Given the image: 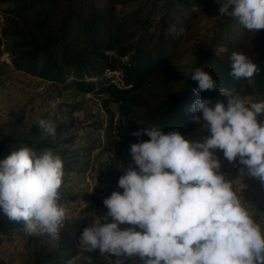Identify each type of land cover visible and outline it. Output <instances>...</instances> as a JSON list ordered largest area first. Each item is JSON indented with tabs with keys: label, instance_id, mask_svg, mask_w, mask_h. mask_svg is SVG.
Segmentation results:
<instances>
[{
	"label": "clouds",
	"instance_id": "1",
	"mask_svg": "<svg viewBox=\"0 0 264 264\" xmlns=\"http://www.w3.org/2000/svg\"><path fill=\"white\" fill-rule=\"evenodd\" d=\"M220 16L235 17L248 31L264 29V0H222ZM234 79L252 80L260 69L238 52L230 56ZM190 79L197 99L186 112L202 114L193 122L208 133L189 141L179 131L157 127L132 133L147 142L130 145L132 164L118 179L123 193L103 200L106 223H91L78 238L85 252L109 254L115 264L138 258L141 264H264V232L244 206L233 182L221 171L217 151L240 165V177L264 187V102L246 104L234 88L220 87L203 67ZM222 97L224 99H220ZM50 136L56 125L39 120ZM64 165L59 155L20 147L0 161V209L11 221H23L30 236H47L58 246L68 209L60 203ZM110 218V220H109ZM121 225L130 227L122 229Z\"/></svg>",
	"mask_w": 264,
	"mask_h": 264
},
{
	"label": "trees",
	"instance_id": "2",
	"mask_svg": "<svg viewBox=\"0 0 264 264\" xmlns=\"http://www.w3.org/2000/svg\"><path fill=\"white\" fill-rule=\"evenodd\" d=\"M156 1V0H155ZM5 12L0 41L12 66L52 83L72 87L80 94L100 96L105 107L117 105L122 119L120 137L133 143L132 133L157 127L167 133L187 135L195 126L194 116L186 112L197 99L218 98L216 91L195 95L197 86L190 79L195 67H203L220 87L234 88L241 97L264 95V29H240L223 38L222 50L205 53L192 69L177 68L184 51L180 39L163 30L156 31L150 9L137 8L129 15L117 11L125 0H2ZM171 7L186 9L185 0H167ZM189 25H186L188 27ZM238 52L249 56L260 69L252 80L234 79L230 56ZM220 99H224L219 97ZM61 128H67L63 123ZM37 152L51 149L50 143H31ZM60 158V151H53ZM78 151L69 153L76 157ZM80 164L76 161L75 165ZM64 166L68 164L63 163ZM66 168V167H64ZM21 223L0 220V232L7 234ZM73 243L57 247L33 264H73Z\"/></svg>",
	"mask_w": 264,
	"mask_h": 264
},
{
	"label": "rangeland",
	"instance_id": "3",
	"mask_svg": "<svg viewBox=\"0 0 264 264\" xmlns=\"http://www.w3.org/2000/svg\"><path fill=\"white\" fill-rule=\"evenodd\" d=\"M117 11L129 15L137 8L150 9L152 28L163 30L167 35L180 39L184 51L177 68L188 71L200 63L205 53L220 52L221 41L233 37L239 28L237 18L220 16L222 0H185L188 7H171L167 0H125ZM172 1V0H170ZM9 8L0 0V35L5 12ZM186 25H189L186 27ZM0 41V161L20 147H32L31 143L46 141L52 151H60L69 167L64 166V182L60 189L61 200L68 209L66 224L60 232L58 246L45 236L25 233L24 222L7 234L0 232V264H33L57 247L73 243L76 256L73 264H115L109 254L85 252L78 245V238L91 223H106L107 208L103 200L113 191L123 193L118 179L132 164L130 145L135 144L120 137L122 131L117 105L105 107L102 98L93 94L77 93L72 87L41 79L24 71L16 70ZM246 104L264 102V95L242 97ZM39 120L56 125L55 136H50L38 124ZM121 120V123H120ZM264 120V116H259ZM65 124L67 128H61ZM204 121L201 116V124ZM208 133L199 124L184 136L189 141L200 142ZM78 151L76 157L69 153ZM221 171L233 182L234 191L254 220L264 232V187L254 178L240 177L238 167L223 158ZM76 161L80 164L75 165ZM8 217L0 209V220ZM110 220V218H109ZM122 229L130 227L121 225ZM127 264H141L138 258Z\"/></svg>",
	"mask_w": 264,
	"mask_h": 264
}]
</instances>
